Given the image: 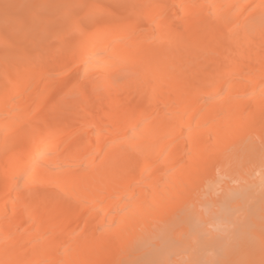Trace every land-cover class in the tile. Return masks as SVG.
I'll use <instances>...</instances> for the list:
<instances>
[{
  "label": "bare ground",
  "instance_id": "obj_1",
  "mask_svg": "<svg viewBox=\"0 0 264 264\" xmlns=\"http://www.w3.org/2000/svg\"><path fill=\"white\" fill-rule=\"evenodd\" d=\"M58 1L0 34V264H261L264 0ZM55 92L90 126L64 147Z\"/></svg>",
  "mask_w": 264,
  "mask_h": 264
},
{
  "label": "rangeland",
  "instance_id": "obj_2",
  "mask_svg": "<svg viewBox=\"0 0 264 264\" xmlns=\"http://www.w3.org/2000/svg\"><path fill=\"white\" fill-rule=\"evenodd\" d=\"M25 1H29V2H31V4H32V8L30 7V8H25L24 7V2ZM50 1H54V2H56V3H58L59 1L58 0H50ZM49 0H0V2L1 3H3L2 5L3 6H5V7H7L5 10L3 9L2 10V12H1V15H6L7 16V21L5 20H3V21H0V34L2 33V32H4L5 33V31L7 32L8 30H11V32H10V35H9V37H7L8 38V41H9V44L12 46V47H16L17 45H20V44H23V43H25L26 42V40H28L29 39V35H23V36H21L20 34H19V31H18V29H19V26L21 25V23L22 22H24V21H28V22H31V24H33V26H34V28H35V33H36V36L38 37V36H40V35H42L44 32H43V30H42V28L40 27V22H41V20L48 14V7H47V5H49L48 3L50 2ZM84 3H88V2H90L91 0H82ZM123 2L122 3H124L123 4V8H128V7H136L135 5H136V3H133V5H131V0H122ZM23 2V3H22ZM106 3H105V12H103V13H100V15H99V17L101 18L102 17V19H110V18H112V15H113V11L114 10H116V8H118L117 6H116V1L115 0H107V1H105ZM21 3V4H20ZM23 5V6H22ZM45 5V6H44ZM9 8V9H8ZM66 9H67V11H68V13L69 12H71L72 11V9H73V6H67L66 7ZM112 9V10H111ZM108 10V11H107ZM104 11V10H103ZM246 13V12H245ZM244 13V14H245ZM104 16H103V15ZM102 15V16H101ZM243 17H244V15H243ZM68 19H66V20H64L63 22H56V23H53V27L54 28H56V30H58L61 26L63 27V26H65V24H67V21ZM16 21V22H15ZM12 26V27H11ZM59 26V27H58ZM96 26V25H95ZM94 26V27H95ZM61 27V28H62ZM86 27V28H85ZM53 28V29H54ZM58 28V29H57ZM84 30H85V33L86 32H89V31H92V30H94L93 29V24L91 23V22H87V21H85L84 22V24H83V27H82ZM14 29V30H13ZM0 42H1V40H0ZM37 42V41H36ZM20 43V44H19ZM38 43H35V44H32V50H34V51H37V50H41L42 49V51H41V53H39L40 55H41V57H45V55H48L49 53H48V51H49V49H51V48H53L56 44H57V40L54 38H51L50 36H48V37H46V40H44V42H43V45H41L42 47L40 48V46H38L37 45ZM40 45V44H39ZM6 47V45L5 44H3L2 42L0 43V52H2V50L4 49ZM37 47H39V48H37ZM43 52V53H42ZM69 53H72L71 51L69 52ZM68 53V56H70V54ZM1 54V53H0ZM73 54V53H72ZM71 54V55H72ZM51 55V54H50ZM74 56V55H73ZM40 57V58H41ZM48 58L50 57V56H47ZM52 58L49 60V61H53L55 58H57L58 56L57 55H52L51 56ZM71 57V56H70ZM77 64V63H76ZM73 66H75V69L73 70V69H71V68H74V67H72V65H71V67L69 68H66V71H68L67 73H65V76H63L62 77V80H66V77H67V79H69L70 77H74L75 76V78H76V80H78V79H80V80H78L80 83H84L85 82V78L84 77H82L81 76V73H82V66L81 65H74L73 64ZM63 67H59V66H54L53 68H52V71L54 72L55 71V73L54 74H57V72L59 71V70H61ZM0 69H1V65H0ZM65 69V68H64ZM69 69H71V70H73V71H69ZM72 73V74H71ZM63 75V74H62ZM82 77V78H81ZM67 81V80H66ZM82 81H84V82H82ZM28 91H29V89H28ZM27 91V92H28ZM87 91V90H86ZM84 92H85V90H84ZM83 92V93H84ZM87 92H89V91H87ZM86 92V93H87ZM79 93H81V92H79ZM58 95V92H55L54 93V96H53V100H54V102H58L60 105H62L63 106V109L65 110V112H66V114H64V116L62 115V116H59V117H55L56 119V121H57V123H58V125H60V126H62V125H65V124H71V125H73L74 127H76V128H74V129H76V130H74L70 135L69 134H66L65 135V137H64V141H63V147L64 146H67V144L68 145H70L71 144V139H73V134H74V136H76L77 134H81V133H83V132H85V130H87V129H89L90 128V126L89 125H83V124H78L81 120H82V118H83V116L82 115H79V114H77L78 113V110H80V107H81V98H80V95H82V93L81 94H77V95H75L74 97H68L69 98V100H67L68 98H67V95H69V94H65V96H64V94L63 95H61L62 96V98L63 97H65V98H63V99H61V97L60 98H57V96L55 97V95ZM71 96V95H70ZM138 96H140L141 98H143V96L142 95H140V93H138ZM57 98V99H55V98ZM73 98V99H72ZM61 99V100H60ZM71 99V100H70ZM75 99V100H74ZM56 100V101H55ZM58 100H60V101H58ZM120 100V99H119ZM115 104V102H113L112 103V105H114ZM65 105V106H64ZM95 113L96 114H98L100 111H101V107H96V109H95ZM69 112V113H68ZM114 111H112V113H113ZM39 113H37V112H34V114H32L31 115V120L29 119V122L26 124V127H27V125H28V127H30V125L34 122L33 120H35L39 115H38ZM35 117V118H34ZM96 117H97V115L94 117V121L93 122H95V120H96ZM48 118H54L53 116H51V114H48ZM108 118H110V117H108ZM31 122V123H30ZM38 124H40V125H43L44 123L43 122H39ZM76 125V126H75ZM79 125V126H78ZM28 131H30L29 130V128H26V133L28 132ZM24 133H25V131H24ZM29 133V132H28ZM27 133V134H28ZM76 134V135H75ZM80 134H79V136H80ZM68 135V136H67ZM69 137H70V139H69ZM68 140V141H67ZM67 141V142H66ZM66 144V145H65ZM217 168H219V167H217ZM215 169V172H214V174L216 175V173L218 172L217 170H219V169ZM75 171V170H74ZM77 171V170H76ZM75 171V172H76ZM80 171V170H79ZM78 171V172H79ZM220 173V172H219ZM76 174H77V172H76ZM220 176H222V174H219ZM214 176V175H213ZM213 176H210V178H212ZM221 178H224V177H221ZM225 180H227L226 178H225ZM229 180V179H228ZM0 182H1V178H0ZM234 182H232V184H233ZM237 183V182H236ZM220 187H221V185H220ZM222 191V189H219V191H218V193H220ZM217 193V194H218ZM222 193V192H221ZM220 195V194H219ZM87 214V213H86ZM84 215H85V213H84ZM75 226H76V223H75ZM210 226V225H209ZM211 228H212V226H210ZM223 227V226H222ZM210 228V230H212L213 231V229L215 228L214 226H213V229H211ZM215 230H223L222 228L220 229H214V231ZM210 232V231H209ZM209 232H206L207 233V235H208V233ZM216 232V231H215ZM218 232V231H217ZM205 233V234H206ZM223 233V232H222ZM221 232H220V236H223V234H225V233H223L222 234ZM210 234V233H209ZM206 235V236H207ZM249 239L251 240V242H249ZM249 239H245V238H242V240H241V242H240V245H239V247L243 250V251H246L247 252V250L246 249H248L251 245H253L254 243H256V242H258L259 243V241H258V238H257V236L256 235H252V236H250V238ZM252 239H255V240H252ZM247 243V244H246ZM257 245V244H256ZM259 245L261 246V244L259 243ZM262 247V246H261ZM261 247H258L256 250L258 251V252H261ZM251 248V247H250ZM249 251V250H248ZM187 256V255H186ZM246 256V257H245ZM244 257H242V263H244L245 262V264H246V262H249V260H248V256L247 255H245ZM254 256H256V257H258L257 256V254H255V255H251L250 256V260L252 261V259H253V257ZM254 258L253 259V261H255L257 258ZM247 258V259H246ZM243 260H244V262H243ZM248 260V261H247ZM261 264H264V257L262 258V261H261Z\"/></svg>",
  "mask_w": 264,
  "mask_h": 264
}]
</instances>
